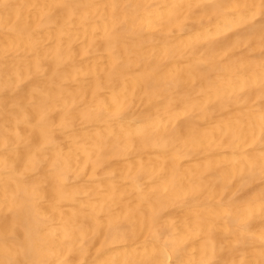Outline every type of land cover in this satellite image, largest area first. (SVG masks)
Listing matches in <instances>:
<instances>
[{
    "label": "bare ground",
    "instance_id": "bare-ground-1",
    "mask_svg": "<svg viewBox=\"0 0 264 264\" xmlns=\"http://www.w3.org/2000/svg\"><path fill=\"white\" fill-rule=\"evenodd\" d=\"M0 264H264V0H0Z\"/></svg>",
    "mask_w": 264,
    "mask_h": 264
}]
</instances>
